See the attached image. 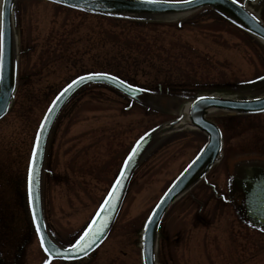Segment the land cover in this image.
Here are the masks:
<instances>
[{"label": "rangeland", "instance_id": "1", "mask_svg": "<svg viewBox=\"0 0 264 264\" xmlns=\"http://www.w3.org/2000/svg\"><path fill=\"white\" fill-rule=\"evenodd\" d=\"M238 1L264 23V0ZM184 18L133 31L44 0H16L20 79L0 121V264H142L147 217L206 143L201 132L187 126L192 100L178 102L173 96H264V80L258 79L264 77L263 42L210 9ZM122 31V39L113 36ZM146 44L150 52L143 50ZM117 69L149 92L146 105L107 86H87L64 106L50 133L42 209L56 243L69 247L83 234L143 135L179 117L187 127L160 137L145 153L99 248L79 261L48 263L28 203L35 136L53 100L72 80L91 72L114 75ZM210 118L224 127V154L164 216L156 264H264V232L219 196L228 193L226 164L264 155V116L230 120L217 111Z\"/></svg>", "mask_w": 264, "mask_h": 264}, {"label": "water", "instance_id": "2", "mask_svg": "<svg viewBox=\"0 0 264 264\" xmlns=\"http://www.w3.org/2000/svg\"><path fill=\"white\" fill-rule=\"evenodd\" d=\"M15 1L16 0H3L1 10V12H3V16L1 18L3 33V81L0 82V120L7 114L14 96L16 85V48L12 28V8ZM45 1L72 10H77L97 16L135 21H155L181 18L188 16L202 8H210L230 23L264 42V24L254 17L250 12H248L236 0H191L190 3L166 0H158L156 3H148L147 0H67V2H64V0ZM94 84L110 87L133 100L134 102L141 105H146V96L148 95L147 91H139L135 96H132L124 87V85L117 83L115 80H92L83 81L75 85L57 102L50 114L47 111L46 115L48 118L40 139V152L37 156L36 162L38 183L34 185V192L38 197L35 204L36 213L39 217L42 234L47 241L45 247L51 248L53 245H55V248L57 249V252H54L51 257H49L48 253L44 251L50 260H80L89 255L101 245V243L108 236L115 222L130 179L136 168L139 166L141 159L155 143V141L164 136L165 133L173 130L176 125L181 123V119H178L170 122L166 126L157 127L142 136L144 138L142 141L141 138L138 140L141 141L139 151L128 167L127 177L123 181L122 187L117 189V195L119 199L116 201V207L111 211L110 218L109 212L102 209V206L104 205L103 202L92 222L89 224L91 225L95 222L96 227L99 228L101 223L106 218H108L107 226L101 234L99 240L95 245H93L92 249H90L87 254L77 252L72 254V258L65 259L63 258L64 250L69 247H62L52 239L46 228L43 217L42 176L46 150L50 133L61 110L80 90ZM204 98L206 99L201 100L198 98L192 103L189 108L188 118L190 125L206 134L208 138L207 143L203 146L197 156L189 163V165L181 172V174L172 182V184L160 198L156 204V206L160 205V207H154L156 211L154 221L149 225L147 231H145V228H143L142 231L141 257L143 264H156L155 253L157 234L162 219L168 209L177 199H179L203 176H205L219 158L221 150V133L215 124L205 118L207 111L210 109H219L230 112L234 115L257 114L264 112V96L257 99L243 101L229 100L213 96ZM44 119L42 120V123L44 122ZM242 175L243 176L239 177V182H236V184L244 193V216L253 227L264 231V164H248L247 167L244 168ZM29 207L32 216V206L29 204ZM34 227L36 230L35 224ZM38 239L40 242L39 236ZM42 249L44 250L43 247Z\"/></svg>", "mask_w": 264, "mask_h": 264}, {"label": "snow or ice", "instance_id": "3", "mask_svg": "<svg viewBox=\"0 0 264 264\" xmlns=\"http://www.w3.org/2000/svg\"><path fill=\"white\" fill-rule=\"evenodd\" d=\"M64 2H67V0H64ZM148 3H156L158 0H147ZM180 2L183 3H190L191 0H180ZM3 12H0V18H2ZM2 19H0V82L3 81V43H2ZM258 79L264 80V77H259ZM92 80H115L117 83L124 85V87L127 89V91L132 95L135 96L137 92L143 91V89H139L135 87L134 85L127 83L126 81L120 80L119 77L111 75L109 73H103V72H91L84 76H78L76 79L72 80L71 83L67 85L66 88L63 89V91L53 100L52 106L49 108L48 112L49 114L52 112L53 108L56 106L57 102L67 93L69 92L75 85H77L80 82L83 81H92ZM199 99L203 100L206 99L204 97H200ZM47 115L45 116L44 122L40 125V130L37 132L35 136V142L32 148L31 153V159L28 166V174H27V180H28V198H29V204L32 206V220L33 223L36 225V232L37 235L40 238L41 247L44 248V251L48 253L49 257L52 256L54 252H57V249L55 248V245H53L51 248L45 247V244L47 241L45 240L44 235L41 231V225L39 223V217L36 213L35 204L38 199L34 192V185L38 183L37 180V168H36V162H37V156L40 152V139L43 134L44 126L47 122ZM144 138L141 137V141ZM141 141H138L136 146L132 148L130 153L128 154L127 158L123 161L122 167L119 171V175L116 177L114 184L112 185V190L108 193L107 198L104 201V205L102 206V209L109 212V218L111 211L116 207V201L119 199L117 195V189L122 187L123 181L127 177V170L129 165L132 163L133 159L137 155L140 143ZM157 208L160 207V205L156 206ZM156 215L155 209L153 210L152 214L147 217V222L144 225L145 231H147L149 225L154 221V217ZM108 218H106L100 225L99 228L96 227L95 222L88 226V229L84 231V234L79 237L75 241V243L71 244L69 248L64 250V256L65 259L72 258V254L74 253H82L87 254V252L92 249L93 245L96 244V242L99 240L101 234L105 230L107 226Z\"/></svg>", "mask_w": 264, "mask_h": 264}, {"label": "flooded vegetation", "instance_id": "4", "mask_svg": "<svg viewBox=\"0 0 264 264\" xmlns=\"http://www.w3.org/2000/svg\"><path fill=\"white\" fill-rule=\"evenodd\" d=\"M14 30L16 31V28H14ZM18 73L19 72H18V66H17V79H16L17 83H16V85H18V80L20 79L19 76H18ZM24 80H25V78H24ZM235 99H237V100H245V99H251V98L243 97V96H239L238 95V97H236ZM217 111L221 112L222 116H227V118H230V120H232L236 116H240L239 114H235L234 115V114H231L229 112L221 111V110H215L214 112H217ZM212 113H207L205 118L207 120L213 122L219 128V130L221 132L222 149H221V155L220 156L222 157L223 154H224V147H225V142H226L225 131H224V127L222 126L221 122L212 120L210 118V114H212ZM242 116H264V112L263 113H259V114L242 115ZM202 135L205 137V139L207 141L206 135L203 134V133H202ZM221 157H220V159H221ZM251 163L264 164V155L260 156V157H253V158H247V159L245 158V159L236 160V162H233L231 165L230 164H226L227 166H226V173L225 174H226V177H227L226 178L227 183H225V187L228 188V193H226L224 195H219L224 201H227L228 203H231L234 206H238V208H240L243 213H244V199H245V197H244V193L238 187L236 182H239V177L243 176L242 173H243L244 168H246L247 165L251 164ZM213 168H214V166L212 167V169ZM208 174H209V172H208Z\"/></svg>", "mask_w": 264, "mask_h": 264}, {"label": "trees", "instance_id": "5", "mask_svg": "<svg viewBox=\"0 0 264 264\" xmlns=\"http://www.w3.org/2000/svg\"><path fill=\"white\" fill-rule=\"evenodd\" d=\"M206 9H203V10H200V11H198V12H202V11H205ZM197 13V12H196ZM196 13H194V14H196ZM194 14H192V15H194ZM191 15V16H192ZM191 16H188V17H191ZM100 18V19H105V20H108V22H110L111 24H113L114 23V25H123V26H125V28H128V29H130V30H140V29H142V28H144V27H146V26H150V25H153V24H155L154 22H136V21H130V20H118V19H113V18H105V17H99V16H95V18ZM188 17H186V18H188ZM186 18H184V19H186ZM189 19V18H188ZM113 36L116 38V39H122V36H124V31H122V32H120L119 34H116V33H113ZM139 47L140 46H138V45H135V47L134 48H132V49H135V50H138L139 49ZM151 45H149V44H146L144 47H143V50H145L146 52H150V50H151ZM130 49V48H129ZM134 50V51H135ZM122 52H120V54H121ZM114 71H116V74L114 73V75L115 76H117V77H119V78H121L122 80H125V81H127V82H129V83H133V81H134V79H132L131 77L128 79V78H126L127 76V72H123V71H120V70H114ZM123 76H126V77H123ZM133 80V81H132ZM173 97H175V99L178 101V102H182V101H186V100H190L193 96H189V95H187V94H184V95H178V94H176L175 96H173ZM177 102V103H178Z\"/></svg>", "mask_w": 264, "mask_h": 264}, {"label": "bare ground", "instance_id": "6", "mask_svg": "<svg viewBox=\"0 0 264 264\" xmlns=\"http://www.w3.org/2000/svg\"><path fill=\"white\" fill-rule=\"evenodd\" d=\"M96 85H98V84H96ZM99 86H100V85H99ZM189 108H190V104H189V106H188V108H187V113H189ZM215 110H217V109H210V110L207 111V113H212V112L214 113ZM183 120H184V119H183ZM187 126H189V125H187ZM189 127L193 128L195 131H198V130H199V129H197V128H194L192 125L189 126ZM165 128H166V127H165ZM184 128H186V124H185L184 122H181V123H179L178 125H176L175 128H174L173 130H171V131L165 133L164 136L170 135L171 133H174V132H176V131L184 130Z\"/></svg>", "mask_w": 264, "mask_h": 264}]
</instances>
